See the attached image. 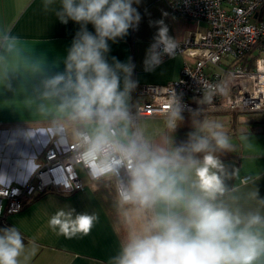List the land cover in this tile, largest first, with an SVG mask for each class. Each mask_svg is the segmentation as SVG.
Masks as SVG:
<instances>
[{
	"label": "clouds",
	"instance_id": "9594fccd",
	"mask_svg": "<svg viewBox=\"0 0 264 264\" xmlns=\"http://www.w3.org/2000/svg\"><path fill=\"white\" fill-rule=\"evenodd\" d=\"M140 0H44L64 25H79L63 59L64 69L42 81L43 100L50 102L49 133L75 143V160L96 182L114 191V208L122 225L118 252L109 264H264V214L235 206L228 181L240 169L228 165L223 154L233 150L223 125L195 120L179 144L173 137L159 142L134 126L130 101L139 81L135 63L111 57L116 43L141 22ZM164 15H167L165 13ZM91 25L94 31H90ZM157 31L143 59L153 72L172 58L176 39L164 19L151 22ZM18 37L0 33V48L16 49ZM223 85H208L202 103H211ZM41 111L45 109L42 104ZM186 106L180 95L169 102L165 127L175 133L184 121ZM195 115L198 109H187ZM35 134L25 131L29 142ZM245 139H247L245 137ZM15 160L0 162V190L26 184L41 167L35 153L19 150ZM245 178L244 183H247ZM258 195V193L256 194ZM264 202V200H262ZM95 213L59 208L49 227L66 238L87 235ZM25 243L16 226L0 228V264H21Z\"/></svg>",
	"mask_w": 264,
	"mask_h": 264
},
{
	"label": "crops",
	"instance_id": "0c3cea01",
	"mask_svg": "<svg viewBox=\"0 0 264 264\" xmlns=\"http://www.w3.org/2000/svg\"><path fill=\"white\" fill-rule=\"evenodd\" d=\"M43 4L44 0H0V33L18 37L14 51L0 48V162L6 157L14 161L17 151H25L23 139L22 146L19 144L25 131L35 134L27 142V152L35 153L40 162L41 149L56 139L49 133L53 116L52 109L48 107L50 102L41 97L42 81L63 71V59L79 25L71 21L67 25L61 24L51 10H45ZM134 7L141 14V22L123 39L116 43L109 41V60L113 56L120 61L131 58L136 66L133 78L139 81L138 85L163 84L178 78L184 60L192 61L184 54L163 59L153 72L143 70L146 50L157 31L151 22L164 19L169 35L176 40L190 30L204 29L205 23L197 24L172 14L167 0H140ZM88 28L94 31L91 25ZM134 94L135 91L130 101L131 111L135 105ZM191 100L197 105L203 104L197 98ZM42 104L46 106L43 112ZM183 115L184 121L175 133L166 129L164 116L140 117L133 121L146 137L157 142L166 136L173 137L177 144L186 139V133L195 120L221 123L233 144V150L223 154L222 159L240 169L239 178L228 181L229 187L237 189L230 194L236 198L235 206L245 211L259 210L264 214V111L250 114L208 111ZM39 138L43 139L41 147ZM84 175L86 180L82 179L80 189L70 193L52 190L40 196L34 195L18 212L0 217V228L16 226L22 234L25 252L20 258L21 264H109L111 257L118 252L121 233L112 223L102 195L92 180ZM244 177H248L247 183L242 182ZM61 207L74 208L78 213H95L98 219L87 235L78 234L69 239L49 227V219Z\"/></svg>",
	"mask_w": 264,
	"mask_h": 264
},
{
	"label": "built area",
	"instance_id": "2783aa9c",
	"mask_svg": "<svg viewBox=\"0 0 264 264\" xmlns=\"http://www.w3.org/2000/svg\"><path fill=\"white\" fill-rule=\"evenodd\" d=\"M167 4L172 14L206 26L176 40L175 54L192 58L184 60L178 78L138 85L133 119L165 116L177 94L186 106L184 113H189L188 108L198 109L197 113L264 111V0H167ZM243 56L254 58L253 63L236 61ZM217 84L226 92L217 91L210 104L191 100H202L208 85ZM77 151L75 143L52 140L44 149L40 170L26 184L0 190V217L18 212L36 193L80 189L83 180L78 167L92 180L75 160Z\"/></svg>",
	"mask_w": 264,
	"mask_h": 264
},
{
	"label": "trees",
	"instance_id": "16d2710c",
	"mask_svg": "<svg viewBox=\"0 0 264 264\" xmlns=\"http://www.w3.org/2000/svg\"><path fill=\"white\" fill-rule=\"evenodd\" d=\"M253 60H254V58L249 59L247 56H243V57L237 59L236 61H238L239 63H245V62L253 63ZM231 112L238 113V112H234V111H231ZM247 113L250 114L252 112H247ZM91 183L96 186L95 188H96L97 192L102 195V202L105 206V209L107 210L112 223L115 225V228L117 229V231L119 233H121V236H122L123 233H122V225H121L120 217L118 216V214L114 208V205H113V201H114L113 188L110 186V184H108L105 181L96 182V181L92 180ZM47 191H52V190H50V189L45 190L43 192L36 193L35 195L40 196ZM121 239H122V237H121Z\"/></svg>",
	"mask_w": 264,
	"mask_h": 264
},
{
	"label": "rangeland",
	"instance_id": "374dc122",
	"mask_svg": "<svg viewBox=\"0 0 264 264\" xmlns=\"http://www.w3.org/2000/svg\"><path fill=\"white\" fill-rule=\"evenodd\" d=\"M39 139H40V140H39V143H40V144H39V147H41V146H42V145H41V143H42L41 141H43V139H42V138H39ZM22 141H23L22 138H20V139H19V142H20L19 144H20V146H22ZM23 149H25V151H27V149H28V144H27V142H25V141H23ZM44 149H45L44 147L41 149V158H42V156H43ZM78 170H79V172H80V176L82 177V179H83V180H86V177H85V175H84V171H83L81 168H79V167H78ZM84 178H85V179H84Z\"/></svg>",
	"mask_w": 264,
	"mask_h": 264
}]
</instances>
